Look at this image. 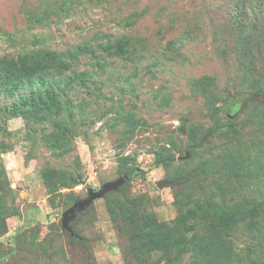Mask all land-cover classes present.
I'll list each match as a JSON object with an SVG mask.
<instances>
[{"label": "rangeland", "instance_id": "obj_1", "mask_svg": "<svg viewBox=\"0 0 264 264\" xmlns=\"http://www.w3.org/2000/svg\"><path fill=\"white\" fill-rule=\"evenodd\" d=\"M78 1L65 15L57 10L64 0H0V55L16 56L32 46L34 37L58 49L89 39L96 46L99 40H94V33H122L126 27L121 22L133 10L143 14L127 30L141 36L143 51L159 49L158 33H154L159 28L176 38L181 49L169 61L158 62L153 68L155 78H133L130 68L110 67L105 81L114 79L124 90L114 95V102L74 91L78 108L74 137L71 151L63 156H55L44 138L45 130L51 128L49 121L21 115L4 122L0 211L8 217L7 232L0 236V264H188L192 253L185 247L193 233L202 232L201 223L209 217L202 218L205 201L240 200L236 196L240 181L226 189V177L219 182L214 178L212 183L200 176L182 180L184 173L192 174L201 160L212 161L220 173L219 162L232 156L237 147L242 148L237 161L247 160L256 172L264 170V0ZM42 3L54 4L55 13L45 23L32 26L27 15L40 14ZM101 54L104 63L111 61ZM92 60L89 53L74 68L96 77ZM204 77L212 82L206 93L194 86ZM126 84L132 85V94ZM227 93L247 94L237 116L238 131L205 139L210 128L224 123L221 112L228 106ZM207 100L214 102L220 115L209 109ZM4 110L0 103V111ZM129 111L140 123L134 136L122 141L132 134L124 122V113ZM165 145L176 160L169 166H156L157 150ZM187 153L188 162H181ZM45 168L73 175L77 184H60L50 192L42 176ZM123 175L131 176L124 186L78 213L71 223L78 238L63 229L66 205L85 198L89 188L97 191ZM251 185L249 192L259 208L264 205V172ZM178 200L187 205L180 208L175 204ZM190 209L199 218L190 219L188 229L194 231L185 234L184 240L167 241L162 247L145 245L135 230L150 216L163 228L173 226ZM260 210L258 227L264 222V208ZM252 219L238 223L229 233L241 264H249V259H243L248 256L246 245L254 243V230L262 227L251 228ZM180 226L184 230V224ZM257 256L256 251L253 259L258 260ZM259 258L262 263L254 264H264V256Z\"/></svg>", "mask_w": 264, "mask_h": 264}, {"label": "trees", "instance_id": "obj_2", "mask_svg": "<svg viewBox=\"0 0 264 264\" xmlns=\"http://www.w3.org/2000/svg\"><path fill=\"white\" fill-rule=\"evenodd\" d=\"M75 1L79 2L78 0H64V4L57 8L58 12L65 15L70 14ZM55 8L54 4L50 6L42 3L40 14L27 15L29 24L36 26L45 23L49 16L55 13ZM124 11V8H121L120 13ZM142 14L136 10L128 12L126 18L121 22L123 27H126L122 33L112 30L94 33V40H99L96 46L89 39L77 45L58 49L47 46L41 43L39 38L34 37L32 46L23 49L16 56L7 53L0 55V103H3L5 109L3 112L0 111V131L6 130L4 122L13 116L22 115L28 119L32 118V120L34 116L40 121H49L51 128L45 130L48 132H45L44 138L53 154L60 157L69 153L74 137V116L78 110L76 102L73 101L72 93L74 91L82 90L83 93L90 96L99 95L105 100L114 102L116 100L114 95L116 93L122 94L124 90L114 79L105 81L104 74L109 71L110 67L124 66L130 68L133 78L144 75L155 78L157 75L153 68L159 61H169L179 55L181 45H179L178 40L169 37L166 34L167 31H161L160 28L158 31L154 30V33H158L155 39L159 44V49H155L154 53H150L148 49L147 52L142 50L145 45L140 41L141 36L137 37L136 34L127 30L137 24ZM96 49H99L97 52L100 53H97ZM89 53L93 59L90 67H92L96 77L88 70L74 68V65ZM101 53L110 57L111 61L104 63ZM101 75L102 80L99 79ZM211 85L212 82L208 77L198 79L197 84H194L195 87L205 93L209 91ZM126 87L132 89V94V85L126 84ZM244 94L231 95L227 93L228 106L221 112L224 114V123L221 126L210 128L205 134V139L222 133H227L228 136L229 133L235 135L238 131V112L245 104V98H247V94ZM207 104L210 110L216 111L213 107L214 102L207 100ZM221 113L216 111V115ZM124 115L125 129L130 130L132 134L135 133L140 121L130 111ZM132 134H129L122 141L130 140L134 136ZM230 140L233 141L232 137ZM201 144L199 143L198 146ZM196 147L197 145L194 148L191 147L192 152H195ZM3 150L8 149L3 148ZM241 151L242 148L237 147L232 152V156L219 162L222 163L220 173H217L218 167L209 160H201L192 174L184 173L182 180L200 176L212 180V183L214 178L217 179L216 182H219L226 177L228 181L224 186L226 189L234 188L233 182L240 181L237 184L236 192H240L236 195L239 196L238 199L240 200L224 201L220 204H216L211 199L205 201L202 218L206 215L209 217L201 223L202 232L193 233L189 244L185 247L186 252L192 253L188 264H241L239 253L234 248L229 233L236 230L238 223L253 217L255 218L252 219L250 227H262L254 230V243L246 245L248 256L245 255L243 259H249V264H254L258 260L262 263V259L259 257L264 256V222L259 227L256 222L262 215L259 213L264 205L255 208L256 202L253 201L249 191H252L251 184L260 179L264 170L260 168L256 172L247 160L237 161V155ZM157 154L156 166H169L176 160L166 145L157 150ZM187 160L182 159L181 162L187 163ZM251 160L253 162V158ZM42 176L44 184L50 192L58 189L60 184V186H66L70 183L68 185L73 186L77 184L78 179L73 175L66 177L61 170L48 168L42 170ZM0 199L2 201V197ZM175 204L182 208L181 206L187 205V201L178 200ZM195 211L190 209L186 213L182 212L183 214H180L177 221L172 222L174 225L167 228H163L162 223H158L154 216H150L149 221L138 224L135 230L140 233L141 239L146 240L145 245L162 247V244L167 241L175 243L184 240L185 234L189 231H194L188 227L190 219L197 220L199 218V215H195ZM7 217L5 211H0V236L7 232ZM181 224H184V230L181 229ZM256 251L258 260L253 259V253Z\"/></svg>", "mask_w": 264, "mask_h": 264}, {"label": "water", "instance_id": "obj_3", "mask_svg": "<svg viewBox=\"0 0 264 264\" xmlns=\"http://www.w3.org/2000/svg\"><path fill=\"white\" fill-rule=\"evenodd\" d=\"M188 157L189 153H187L186 156L182 158L187 159ZM130 179V175H123L114 181H108L104 183L102 187L97 191L92 188H89L87 190V196L85 198L77 199L70 202L64 207L62 219L63 229L67 230L72 237H77L78 235L73 230L71 223L76 219L78 213L88 209L96 199L104 197L107 193L111 191L118 190L126 181ZM163 184L164 182H161L159 183V186L161 187Z\"/></svg>", "mask_w": 264, "mask_h": 264}]
</instances>
